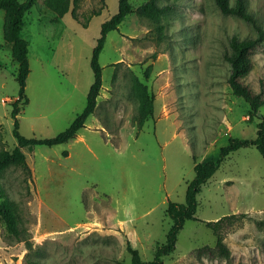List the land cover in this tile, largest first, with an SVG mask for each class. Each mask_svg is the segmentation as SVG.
Listing matches in <instances>:
<instances>
[{
  "label": "rangeland",
  "instance_id": "374dc122",
  "mask_svg": "<svg viewBox=\"0 0 264 264\" xmlns=\"http://www.w3.org/2000/svg\"><path fill=\"white\" fill-rule=\"evenodd\" d=\"M148 1L131 0L134 12L107 36L86 143L38 146L25 151L30 172L0 170V193L22 218L21 240L0 219V264H131L128 242L150 262L172 227L168 201L185 203L194 156L207 162L230 138L256 137L264 107L251 116L228 83L225 58L231 38L257 36L253 25L223 14L215 0H158L171 10L157 23L136 12ZM245 1L264 27V0ZM48 3L38 0L22 33L31 73L19 121L28 138L55 137L83 112L101 26L119 8V0H72L59 19ZM6 28L0 9V152L17 145L11 113L20 89ZM251 55L246 82L264 92V39ZM151 95L154 114L139 133L134 120ZM197 200L196 217L210 225L188 221L164 264H264V159L256 148L229 156Z\"/></svg>",
  "mask_w": 264,
  "mask_h": 264
},
{
  "label": "trees",
  "instance_id": "16d2710c",
  "mask_svg": "<svg viewBox=\"0 0 264 264\" xmlns=\"http://www.w3.org/2000/svg\"><path fill=\"white\" fill-rule=\"evenodd\" d=\"M103 3L106 0H101ZM72 0H49L48 8L55 13L57 18H63L69 13ZM219 10L226 15H233L247 20L257 31L254 38L240 39L233 37L230 39L231 51L226 53L225 58L231 66V72L228 78L233 93L242 97L251 107V116L255 117L258 111L264 107V92H257L247 82L246 77L253 69V59L251 52L264 39V27L252 15L251 10L246 5L245 0H236L233 4L231 0H215ZM38 0H0V9L7 15V40L12 43L15 59L19 65L16 80L20 86L18 98L13 103L11 113L14 119L13 134L17 140V145L13 150H2L0 152V170L9 167H21L30 172L27 162L26 150L33 151L38 146L54 147L62 145L74 139L78 132L86 127L88 118L94 115L98 107V98L103 87V67L100 64V55L106 45L107 36L110 32L118 30L126 17L134 12L131 0H119L117 14L104 22L101 26V34L93 50L91 57V68L94 80L87 96V105L73 123L66 130L60 132L51 138H28L20 132L19 114L25 105L29 104V98L26 94L27 79L31 73L29 61V44L22 36L24 25L27 20V14L31 11ZM171 10L170 6H161L158 0H149L140 6L136 12L143 17L149 18L154 22H160ZM162 28V27H160ZM155 96L151 95L146 102L139 106L137 117H135V126L138 132L143 130L146 119L154 114ZM138 133V134H139ZM254 147L264 159V121L257 124V134L255 138L240 139L230 138L228 144L222 147L216 159L207 162H200L194 156L195 177L188 183L185 203L179 204L168 201L167 216L172 221L166 243L158 247L154 259L150 262H144L138 250L134 249L128 242V251L132 259L131 264H164V259L176 251L178 237L180 232L188 221H200L210 225L208 221H201L196 217L198 209V195L202 192L203 186L218 172L224 161L237 151L243 148ZM67 156L68 153L64 152ZM0 219L6 225L7 231L21 237V212L19 204L8 196L0 193ZM264 225V221H262ZM218 248L225 252L226 258H229V251L223 243L218 242ZM211 250L210 247H205ZM242 264V263H238Z\"/></svg>",
  "mask_w": 264,
  "mask_h": 264
},
{
  "label": "crops",
  "instance_id": "0c3cea01",
  "mask_svg": "<svg viewBox=\"0 0 264 264\" xmlns=\"http://www.w3.org/2000/svg\"><path fill=\"white\" fill-rule=\"evenodd\" d=\"M90 117H91V116H90ZM90 117H89V118H90ZM89 118H88V119H89ZM86 124H87V122H86ZM94 126H95L96 129H98L99 131H101V124H100V123H99L98 125H97V124H94ZM85 129H87V127L81 129V130L78 132L77 136H76L74 139L70 140L69 142L76 141V142H83V143H86L85 137H84V135L81 133L82 130H85ZM101 132H102V134L104 133L103 131H101ZM69 142H67V143H69ZM67 143H65V144H67ZM66 152H67V151H66ZM67 153H68V152H67ZM67 156H70V155L68 154ZM194 166H195V164H194Z\"/></svg>",
  "mask_w": 264,
  "mask_h": 264
},
{
  "label": "bare ground",
  "instance_id": "6f19581e",
  "mask_svg": "<svg viewBox=\"0 0 264 264\" xmlns=\"http://www.w3.org/2000/svg\"><path fill=\"white\" fill-rule=\"evenodd\" d=\"M222 140V139H221ZM220 141V140H219ZM223 141H221V143H222ZM216 148V147H215ZM208 157V156H207Z\"/></svg>",
  "mask_w": 264,
  "mask_h": 264
}]
</instances>
